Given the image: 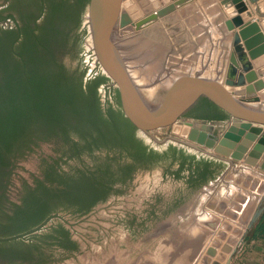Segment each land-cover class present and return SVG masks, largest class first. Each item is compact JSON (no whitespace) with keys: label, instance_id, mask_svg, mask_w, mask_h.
Here are the masks:
<instances>
[{"label":"water","instance_id":"95a60500","mask_svg":"<svg viewBox=\"0 0 264 264\" xmlns=\"http://www.w3.org/2000/svg\"><path fill=\"white\" fill-rule=\"evenodd\" d=\"M74 1L0 0V30L18 25L45 26L49 41L43 54L53 65L75 77L84 71L85 83L106 74L115 83L107 80L99 86L102 105L114 106L118 90L125 116L137 126L140 138L156 150L157 159L164 160L136 169L129 181L114 184L108 197L84 214L58 205L35 227L15 233L7 226L33 191H43L41 184L54 195L62 189L58 181L51 182L57 174L47 179L48 171L94 169L109 158L106 152L97 151L93 159L74 161V144L54 137L34 136L24 147L6 146L0 139V264H137L141 255L159 264H197L208 244L193 219L231 164L174 139L168 138L159 146L146 134L179 126L175 134L264 172V160L259 163L264 153V110L250 103L257 101L258 92L264 89V66L257 71L253 62H264V35L256 22L234 32L224 80L200 71L190 74L173 69L168 73L165 63L172 43L158 17L168 16L191 0H91L88 27L83 8L77 19L71 13L65 17L53 15L63 2L73 6ZM221 2L230 15L225 22L227 29L242 26L245 21L241 14L248 10L245 2ZM246 15L247 20L251 18V14ZM150 23L157 24L146 26ZM144 27L146 32L131 34ZM117 31L121 33L115 35ZM156 78L161 82L155 84ZM7 79L8 71L1 69L0 83ZM201 98L231 116L230 125L221 135L216 123L184 117ZM194 157L213 161L214 174L207 180L204 163H197L199 171L192 173ZM182 162L186 167L179 173ZM263 210L264 203L250 227ZM62 227L69 231L74 245H65Z\"/></svg>","mask_w":264,"mask_h":264},{"label":"trees","instance_id":"16d2710c","mask_svg":"<svg viewBox=\"0 0 264 264\" xmlns=\"http://www.w3.org/2000/svg\"><path fill=\"white\" fill-rule=\"evenodd\" d=\"M88 3L89 0H81L80 12L82 8L86 10ZM71 7L63 2L58 10L52 11L53 15L65 17L71 13L78 18V6ZM47 34L45 26L18 25L0 30V70L8 71V79L0 83V139L6 146L24 147L34 136L54 137L78 147L71 156L83 153L94 156L95 152L104 151L109 159L94 169L78 168L75 173L57 174V180L48 176L52 183L58 181L62 189L54 195L48 186L41 184L43 191L39 188L33 191L7 226L15 233L35 227L58 205L84 214L105 200L114 184L129 181L136 169L152 167L164 160L157 159L156 150L137 135V126L122 110L119 93L116 97L119 108L102 105L98 88L108 80L106 76H97L85 83L84 71L75 77L63 67L53 65L43 54L49 41ZM203 101L215 105L206 98ZM221 117L226 118L227 114ZM193 162L196 172L197 163L206 165L208 174L204 181L214 174L213 161L194 157ZM185 167V162L180 163L179 173ZM61 229L65 245H74L69 231Z\"/></svg>","mask_w":264,"mask_h":264},{"label":"rangeland","instance_id":"374dc122","mask_svg":"<svg viewBox=\"0 0 264 264\" xmlns=\"http://www.w3.org/2000/svg\"><path fill=\"white\" fill-rule=\"evenodd\" d=\"M188 4L187 2L181 5L168 16L163 18L158 17L159 20L161 19L160 22L172 43L165 65L173 67L172 69L174 70H182L190 74L200 71L205 76L217 77L224 80L227 71L223 70L226 63L224 60L225 56H219L216 49V47L219 48L221 37L218 27L220 15L218 12L215 13L214 6L212 5V12H214L211 18L212 34L209 44L208 34L206 33L207 36L203 35V27L200 25L203 17L202 10L199 9L195 12L196 18L200 17V24L197 25L199 22L193 24L194 10L192 9V5ZM151 5L154 6V3H151ZM153 8L155 9V7ZM210 46L212 53L213 48H215V54L213 53L211 58L208 57ZM208 58H210L211 63L209 66H204L203 62ZM220 63L222 66H220ZM219 66L221 70H219ZM260 95H264V92L258 93V96ZM257 102H259V106L264 107V101L258 100ZM228 123L218 126V135H221L227 129L231 120ZM177 128L179 126H175L174 128L170 126L151 130L149 134H144L159 146L166 139L170 138L219 158L222 156L183 138L180 134H175L174 130H177ZM228 161L234 164L235 160L228 159ZM237 169L238 166L234 169L229 167L197 216L193 219V225L204 234L205 242L208 244L207 249L197 264H227V260L235 254L248 234L251 220L257 209L261 208L264 203V185L257 184L256 186L254 184L252 186L248 177L240 175V171ZM227 246L229 250L226 249ZM137 264L159 263L145 255H141Z\"/></svg>","mask_w":264,"mask_h":264},{"label":"crops","instance_id":"0c3cea01","mask_svg":"<svg viewBox=\"0 0 264 264\" xmlns=\"http://www.w3.org/2000/svg\"><path fill=\"white\" fill-rule=\"evenodd\" d=\"M243 1L245 2L248 8L246 12L241 14L244 18L245 23L240 27H236L233 31L228 30L226 27L225 22L228 19H230V15L228 14L227 9L222 4L221 0H191L188 2L189 4L192 5V9L194 10L193 24H195V22H199L197 23V25L200 24V17L196 18L195 12L196 10H199V9L202 10L203 17H202V23L200 25H202L203 27L202 29L203 35H206V33L208 34L209 44L211 41V34H212L211 33L212 32V28H211L212 14L215 11V13L218 12V14L220 15V18L218 20L219 22L218 27L220 29L219 34L221 35V37H220L219 48L216 47V49L219 53V56L224 55L227 58L226 59L224 57V60L226 63H225V68L223 70H227L229 62H230L229 58H230L231 52L233 51L232 45H233L234 32H238L243 26L247 25L248 23L256 22L260 28V32L263 33L264 35V0H243ZM212 7L214 8L213 12H212ZM246 13L251 14V18H249L248 20H247ZM214 52H215V48H213V53ZM213 53H212V49L210 46L208 57L211 58ZM210 58H208L207 60H204L203 62L205 64L204 66L210 65L211 63ZM253 62H254V68L257 71L261 70L260 68L262 67V65L264 66V62L262 64L256 63V61H253ZM167 66L169 65H165V67ZM220 66H222L221 63H220ZM219 70H221V68ZM262 79L264 80V76L262 77ZM262 92H264V90L258 93L261 94ZM258 98H259L258 100L262 102L264 101V95L262 96L260 95L258 96ZM257 101L251 100L250 103L258 107V109L264 110V107L259 106V102ZM225 113L227 114V117L225 118L227 119L225 122L226 124L228 123L229 120H231V116L227 112ZM260 137L261 135H259L256 141H254L250 150H252V148L257 144V141ZM208 151H211V150L208 149ZM263 156H264V153H263ZM263 156L259 159V163H261L264 160ZM220 158L226 161H228V159L230 160V158H227V157L220 156ZM230 164H231L230 168L232 169L238 166L237 170L240 171V175H245V177H248V180H250V183L252 186H254V184L256 186L257 184L264 185V172L260 171L258 166H250L248 164H245L243 161H234V164L233 163H230ZM248 231H249L248 234L245 236L239 249L232 256L229 264H264V210L261 213V215L256 219V221L254 222V224L250 227Z\"/></svg>","mask_w":264,"mask_h":264},{"label":"flooded vegetation","instance_id":"af4514ba","mask_svg":"<svg viewBox=\"0 0 264 264\" xmlns=\"http://www.w3.org/2000/svg\"><path fill=\"white\" fill-rule=\"evenodd\" d=\"M90 1L91 0H89V3L87 4V6H86V13H85V15H86V19H87V21H88V23H86V25H87V27H88V24H89V17H87V12H88V6L90 5ZM77 2V3H76ZM73 6L74 7H71V8H73V9H75V8H77V6H78V12H80V8H81V0H75L74 1V4H73ZM175 12V11H174ZM171 14V13H170ZM163 18V17H162ZM161 20V19H160ZM86 22V21H85ZM156 24L157 23H155V24H153V23H150L149 25H146V26H148V27H155L156 26ZM144 29H146V27H144V28H142L140 31H137L136 32V30H135V32H133V33H131V34H135L134 36H138L139 34H142V33H144V32H146V30H144ZM119 30H121V29H119ZM88 33H89V28H88ZM118 33H121V31L119 32V31H117L116 33H115V35H117ZM90 34V33H89ZM129 58H130V56H129ZM128 58V59H129ZM131 58H132V56H131ZM134 66V65H133ZM132 66V67H133ZM173 67H171V66H167L166 67V69H168L169 70V72L168 73H173V69H172ZM165 69V70H166ZM101 76H106L107 78H108V80H112L111 78H109L106 74H102ZM169 77V76H168ZM161 78V77H160ZM158 78H156L155 79V81H153L155 84H157V83H159V82H161V80L160 81H156ZM113 81V80H112ZM114 82V81H113ZM115 83V82H114ZM116 85V84H115ZM116 88H117V86H116ZM118 89V88H117ZM116 90V89H115ZM117 91V93H119L118 92V90H116ZM115 94L116 93H114V100H113V105H114V107H116V108H119V105L117 104V102H116V98H115ZM204 100V98H201V99H199L186 113H185V115H184V117L186 118V119H188V120H192V121H200V122H213V123H216L218 126L219 125H223V124H225V122H226V120L227 119H225V118H223V117H221L223 114H225V113H223V112H221L220 111V109H218L215 105H211V104H209V102H207V101H203ZM210 117H212L213 119H209ZM229 119V118H228ZM138 131L139 130H137V135L139 136V134H138ZM140 137V136H139ZM75 151H78V147L77 148H75ZM85 158H89V159H93L94 158V156L93 155H91V154H89V153H83V154H80L79 156H78V154L76 155V156H71V159L72 160H74V161H78V160H81V161H85ZM70 159V160H71ZM78 171V170H77ZM76 171V172H77ZM199 171V169L197 170V172ZM63 172H66V171H63ZM63 172H56V171H48L47 173H46V177H47V175L48 176H51V175H54V174H60V173H63ZM68 173V172H67ZM195 173H196V168H195ZM48 178V177H47Z\"/></svg>","mask_w":264,"mask_h":264}]
</instances>
